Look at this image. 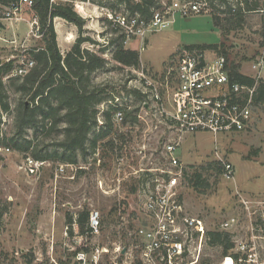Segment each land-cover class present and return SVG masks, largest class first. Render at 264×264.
<instances>
[{
  "label": "rangeland",
  "instance_id": "obj_1",
  "mask_svg": "<svg viewBox=\"0 0 264 264\" xmlns=\"http://www.w3.org/2000/svg\"><path fill=\"white\" fill-rule=\"evenodd\" d=\"M110 1L117 11L130 12L124 3ZM172 2L156 0L152 10L164 9ZM3 9L0 4V13ZM217 10L211 8L188 17L175 14L167 28L149 32L143 40L126 42V48L139 51V66L125 65L114 58L117 46L107 44L118 33L99 9L90 6L85 14L76 10L85 19L82 30L64 18H55L63 54L79 37H85L89 39L83 47L109 61L91 75V83L105 98L98 105L99 124L105 120L104 111L110 110L114 129L98 142L97 153L79 155L73 167L52 157L37 175H29L22 168L23 153L13 149L3 158L0 264H143V241L138 230L149 219L143 199L155 178L167 179L173 175L170 172L182 171L176 192L187 215L202 219L207 234L220 229L227 217L239 211L237 190L249 197L264 195V103L253 106L252 123L245 130L217 136L203 131L180 132L158 114L147 84L148 80L158 82L167 99L174 84L178 53L185 46L205 44H218L211 50L227 54L232 66L238 64L241 72L264 80V68L257 75L252 69L253 62L264 56V16L252 11L240 18ZM36 16L32 8L23 6L16 18L3 21V62L13 60L14 68L24 65L29 59L27 50L45 45L43 36H36L31 26ZM8 77L6 74L3 78L14 110L23 96L11 87ZM115 104L124 108L123 123L115 119ZM13 121L14 111L4 114L0 141L13 133ZM60 137L59 133L48 135L40 130L36 142L39 147L50 144L51 150ZM175 140L180 142L178 167L170 165L165 152V145ZM221 156L233 164L234 178L225 175ZM62 164L67 165L63 172ZM199 173L210 183L208 188L203 187V181L201 187L193 186ZM85 209L90 213L100 211L102 225L98 232L90 230L89 221L84 233L77 222L68 223L69 215L77 218ZM189 232L184 234L189 253L179 263L198 259L195 264H218L224 247L210 245L209 237L201 241Z\"/></svg>",
  "mask_w": 264,
  "mask_h": 264
},
{
  "label": "built area",
  "instance_id": "obj_2",
  "mask_svg": "<svg viewBox=\"0 0 264 264\" xmlns=\"http://www.w3.org/2000/svg\"><path fill=\"white\" fill-rule=\"evenodd\" d=\"M54 4H70L80 13H87L86 8L99 9L105 20L116 27L125 37V43L133 39L143 40L149 32L167 28L173 22V16L183 17L197 15L211 9L208 0H173L164 9L152 11L149 19L138 13L117 11L110 5V0H50ZM260 6L254 10L264 16V0H258ZM233 12L244 7V0H230ZM34 0H18L4 6L0 13V21L12 20L20 14L23 6L32 8ZM35 35L42 36L38 16L31 22ZM2 28H0V35ZM176 57L173 67L174 84L169 87V96L164 98L158 82L149 81L151 99L156 103L158 114L171 123L180 132H210L215 136L245 130L252 123L255 86L243 84L230 74V62L224 53L215 52L211 48L200 46L183 47ZM35 61L28 59L19 64L9 76H23ZM264 68V56H259L252 64L257 74ZM256 77V76H254ZM258 78V77H257ZM118 100V98H117ZM104 105V104H103ZM115 119L119 123L125 121V111L115 104ZM141 116V115H140ZM103 123V121H101ZM180 142L170 141L165 145V152L171 166L181 163L177 156ZM13 149L0 145V157L11 154ZM224 165L225 175L234 178V166L220 157ZM47 164V160L26 156L22 168L29 175H37ZM72 166L74 164L68 163ZM66 164L60 165V171L66 170ZM1 167V164H0ZM169 178L156 177L143 199V208L148 222L138 230L143 241V264H180L179 259L188 255L184 240L185 232H192L201 241L208 238L206 226L202 219L187 215L183 201L176 192L178 174L170 172ZM179 176V177H178ZM239 211L227 217L221 223V231L231 236L233 247L224 255L218 264H264V195L249 197L237 190ZM102 225L101 213L92 211L89 227L98 232ZM189 232V233H190ZM198 259L191 263L195 264Z\"/></svg>",
  "mask_w": 264,
  "mask_h": 264
},
{
  "label": "trees",
  "instance_id": "obj_3",
  "mask_svg": "<svg viewBox=\"0 0 264 264\" xmlns=\"http://www.w3.org/2000/svg\"><path fill=\"white\" fill-rule=\"evenodd\" d=\"M16 1L18 0H0V4L8 6ZM117 1L124 3L132 14L138 13L147 19L151 17L156 3V0ZM208 1L211 8L240 18L243 14L252 12L260 6L258 0H244V7L238 6L233 12L230 0ZM111 3L110 1V5ZM32 9L39 18L40 32L45 45L27 50L29 58L33 59L35 64L25 75L8 77L11 80V87L23 96L18 99L14 110L10 101L9 87L3 78L13 70V60L3 62L0 59V134L3 133L4 114L14 111V131L10 136H5L0 141V145L11 147L23 153L25 157L32 156L39 160L54 157L74 164L78 162L79 155L85 157L89 152L97 153L98 142L113 132L114 123L110 110L104 111L105 120L99 124L98 105L105 98L99 88L97 89L91 83V75L98 69H104L109 61L97 52L83 47V42L89 39L85 37H79L66 54L61 52L54 25L55 18H64L77 25L80 30L85 24V19L73 5H51L50 0H34ZM109 25H111L110 22ZM3 27L4 24L0 21V28ZM112 29L118 35L109 38L107 45L117 46L115 52L113 51L114 58L125 65L139 66V51L126 48L125 37L116 27ZM217 45L205 44L200 47L215 48ZM230 74L241 83L256 87L254 104L264 103L263 79L241 72L238 64L233 66L230 64ZM40 130L47 131L48 135L53 133L61 135L57 145L51 150L50 144L39 147V143L36 142ZM202 177L199 173L196 174V181L191 179L194 187H201L202 181L203 187L210 186L207 179ZM89 214V210L85 209L78 213L77 218L69 215L68 223L77 222L79 229L84 233L88 230ZM208 237L210 245L224 247L223 255L230 253L233 243L228 232L220 229L212 230L208 232Z\"/></svg>",
  "mask_w": 264,
  "mask_h": 264
}]
</instances>
